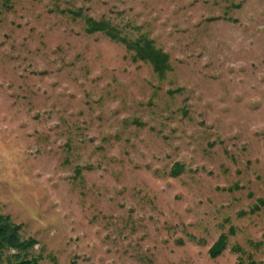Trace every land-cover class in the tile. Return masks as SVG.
Segmentation results:
<instances>
[{
  "label": "rangeland",
  "instance_id": "1",
  "mask_svg": "<svg viewBox=\"0 0 264 264\" xmlns=\"http://www.w3.org/2000/svg\"><path fill=\"white\" fill-rule=\"evenodd\" d=\"M0 213L40 264H264V0H0Z\"/></svg>",
  "mask_w": 264,
  "mask_h": 264
},
{
  "label": "trees",
  "instance_id": "2",
  "mask_svg": "<svg viewBox=\"0 0 264 264\" xmlns=\"http://www.w3.org/2000/svg\"><path fill=\"white\" fill-rule=\"evenodd\" d=\"M85 30L90 34L101 32L113 41L123 44L132 52L134 60L151 62L155 71L162 77L170 69L168 54L157 47L154 40L145 34L132 37L127 35L122 27L113 25L108 20H97L90 16H86ZM181 171L182 167L177 163L172 169V175L177 176ZM228 242V235L222 233L210 247V255L212 257L220 255L228 247ZM36 244L34 238H23L20 225L13 222L9 215L0 213V264H40V257L33 253ZM233 250L243 252L240 246L233 247ZM10 251L13 253L5 256V253ZM72 264L76 262L73 261ZM241 264L245 263L241 261ZM248 264L258 263L252 260Z\"/></svg>",
  "mask_w": 264,
  "mask_h": 264
}]
</instances>
